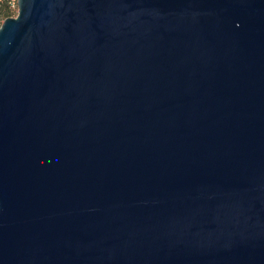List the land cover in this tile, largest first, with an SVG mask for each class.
<instances>
[{
	"label": "water",
	"instance_id": "1",
	"mask_svg": "<svg viewBox=\"0 0 264 264\" xmlns=\"http://www.w3.org/2000/svg\"><path fill=\"white\" fill-rule=\"evenodd\" d=\"M17 5L0 264H264V0Z\"/></svg>",
	"mask_w": 264,
	"mask_h": 264
},
{
	"label": "trees",
	"instance_id": "2",
	"mask_svg": "<svg viewBox=\"0 0 264 264\" xmlns=\"http://www.w3.org/2000/svg\"><path fill=\"white\" fill-rule=\"evenodd\" d=\"M12 14H13V11L7 6L5 2L0 3V20L1 21H4L5 19L10 18Z\"/></svg>",
	"mask_w": 264,
	"mask_h": 264
},
{
	"label": "built area",
	"instance_id": "3",
	"mask_svg": "<svg viewBox=\"0 0 264 264\" xmlns=\"http://www.w3.org/2000/svg\"><path fill=\"white\" fill-rule=\"evenodd\" d=\"M5 2L7 6L13 11L12 18L16 17L18 12L17 0H0V3Z\"/></svg>",
	"mask_w": 264,
	"mask_h": 264
},
{
	"label": "rangeland",
	"instance_id": "4",
	"mask_svg": "<svg viewBox=\"0 0 264 264\" xmlns=\"http://www.w3.org/2000/svg\"><path fill=\"white\" fill-rule=\"evenodd\" d=\"M17 15V14H16ZM3 21L0 20V24L2 23Z\"/></svg>",
	"mask_w": 264,
	"mask_h": 264
}]
</instances>
